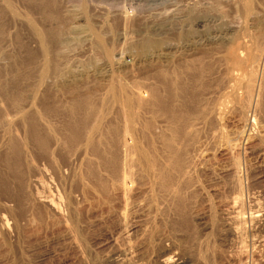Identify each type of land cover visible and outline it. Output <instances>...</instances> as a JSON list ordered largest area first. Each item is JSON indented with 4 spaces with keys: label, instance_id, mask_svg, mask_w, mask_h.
<instances>
[{
    "label": "rangeland",
    "instance_id": "374dc122",
    "mask_svg": "<svg viewBox=\"0 0 264 264\" xmlns=\"http://www.w3.org/2000/svg\"><path fill=\"white\" fill-rule=\"evenodd\" d=\"M263 25L264 0H0V128L35 92L33 110L5 135L27 143L20 161L0 146V264H116L127 248L124 230L141 264H156L162 253L205 254L207 238L216 240L208 241L214 253L207 252V264H264V77L246 117L232 108L219 121L212 115L226 92L218 52L244 26L257 46ZM169 81L181 88L174 99ZM131 89L143 103L121 106L107 94L129 96ZM32 127L57 147L30 143ZM93 127L94 150L81 158L78 145ZM122 132L155 166L173 168L170 175L187 169L173 202L155 192L142 168L125 187L117 184ZM235 183L245 218L253 208L262 213L254 237H243L239 263L238 244L218 229V240L202 230L235 201ZM41 195L58 210L45 207Z\"/></svg>",
    "mask_w": 264,
    "mask_h": 264
},
{
    "label": "bare ground",
    "instance_id": "6f19581e",
    "mask_svg": "<svg viewBox=\"0 0 264 264\" xmlns=\"http://www.w3.org/2000/svg\"><path fill=\"white\" fill-rule=\"evenodd\" d=\"M241 27V26H240ZM239 27V28H240ZM264 29V25H263V28ZM237 31H239L237 29ZM248 29L244 26L242 29H240V33H238L239 35L237 36V34H235L236 36L234 37V39H230L229 42H224V44L226 45L225 48L223 47L224 51L220 54V52H218L219 56L216 54L217 52L215 51L214 53L217 55V59L219 58L221 64L223 66L222 70L224 69V76H223V79H222V84L223 86H225V95L223 97V100H222V103L220 104H216L213 112H212V115L213 117L215 118L216 121H219L221 119V115H222V110L225 109V108H232V109H236L237 111H239L243 116L245 115V117L247 116V114L250 112V110L252 108H254L258 103V97H259V87H260V82L262 81L264 75H263V72L261 69H263L264 67V31L262 33L261 36H259L258 38H256V41H258V45L255 46L253 44V47H252V39L253 37L250 36L248 34ZM229 40V39H228ZM221 42V43H223ZM251 43V44H250ZM220 44V42H219ZM223 44V45H224ZM221 44V46H223ZM219 47V45H218ZM220 49V47H219ZM222 49V48H221ZM222 49V50H223ZM221 50V51H222ZM214 55V54H213ZM212 56V55H211ZM214 58L216 56H213ZM216 59V58H215ZM109 63V62H108ZM107 63V64H108ZM116 63V62H115ZM111 64V63H110ZM109 65V64H108ZM259 71H261V74H259ZM177 83L174 82L172 83L171 81H169V85L165 86L166 89H167V95L170 96L171 98L174 99V97L176 98L177 93L178 91H181V88L179 87V85L177 86L176 85ZM262 87V86H261ZM136 89V88H135ZM132 90V89H131ZM35 91V90H34ZM126 92V91H125ZM124 92V93H125ZM130 92V91H129ZM128 92V93H129ZM35 92H32V96L29 97V100H27V102L23 105V107H16L14 106L15 108H13L12 110H10V113H8L5 117H2L4 118L2 121L5 122L4 124H7V125H4L3 127L0 128V138H2V141L0 142V146L2 145H5V148H6V152H9L10 153V156H13L14 157V160L15 162H18L20 161L21 159V156H22V152H24L26 150V148L24 147L26 144L23 143V142H19V139H17V136L15 137V139L11 140L10 136V140L12 141H9V138L5 137V135H7L6 131H7V126L12 124V122H22L23 119L25 118V114L27 116L28 112H30L31 110H33V98L35 97ZM107 94L112 98V99H115L117 96L119 97L118 99H116V102H118L121 106H127L129 105L131 102H134L137 106L140 105L141 103H143V97L141 96L140 92L139 91H133L131 92V94L129 96H126L124 95L123 97H121L120 95L123 94L122 92L119 93V95H116L112 93L111 90H108ZM256 108V107H255ZM1 110H2V107H1ZM74 110V109H73ZM254 110V109H253ZM244 117V118H245ZM246 119V118H245ZM243 119V120H245ZM18 124V123H16ZM21 124V123H19ZM24 124V122L22 123ZM31 126V125H30ZM34 126V125H33ZM94 126V125H93ZM95 127V126H94ZM92 128L89 132V133H85L80 142V149L78 147V149L80 150L79 152L81 153L79 157L82 158V156H85L83 153L85 151H87L86 149H88V147H90L92 150L90 151H93L94 150V146H93V136L94 135V131L96 130V128ZM33 128V127H32ZM30 129V128H29ZM26 131V130H25ZM29 131V130H28ZM27 131V132H28ZM93 132V133H92ZM121 133V132H120ZM123 133V132H122ZM10 133L8 132V135ZM28 134V133H27ZM42 134L38 133V131L36 130V128H33L31 130V133L28 134L27 138H28V141L30 143H35L37 144V147H43L45 149H49L48 147H50V149L54 150L56 144H57V140L55 141V139H51V140H48L49 142H46V140L43 139V137L41 136ZM96 135V134H95ZM121 135V136H120ZM50 136V135H49ZM54 136V135H53ZM119 136L121 137V139H119V143L117 144V146H119L120 150H118V152H120V156L118 157L119 158V169L117 170L118 171V176L116 177V181H117V184H119L120 186L122 187H125L127 183H131V179H133L132 176H134V169L137 168V169H144V175L148 178L151 179V184L152 186L154 187H157V189L155 190L158 191L159 189L162 190V192L166 195L164 196L166 199L167 197L168 198H171L170 200L172 201L173 197H175L177 194H179V183L181 182V179L185 177V172L186 170H182L181 172H178L177 174H174L173 176L170 175L171 174V168L168 164L167 165H161V166H155L154 164V159L152 161V157H148L147 153L140 147V146H137V144H133L132 146H127L126 145V141H125V135L123 133L122 134H119ZM118 136V137H119ZM14 137V136H13ZM7 138V139H6ZM56 138V137H55ZM171 138H174V137H170ZM47 139H50V138H47ZM169 139V138H167ZM169 139V140H170ZM53 140V141H52ZM32 141V142H31ZM74 141V140H73ZM171 141H173L171 139ZM171 141H168L166 140V143H165V146L169 149L170 146H171ZM175 142V141H174ZM76 143V142H75ZM25 144V145H23ZM31 144V145H32ZM174 144V143H173ZM34 145V144H33ZM58 145V144H57ZM76 145V144H75ZM28 146V145H27ZM26 146V147H27ZM47 146V147H46ZM175 146V145H174ZM29 147V146H28ZM27 147V148H28ZM57 147V146H56ZM173 147V146H172ZM42 149V148H41ZM49 149V151H50ZM77 149V150H78ZM106 149V148H105ZM104 149V150H105ZM110 150V148H108ZM174 149V148H172ZM32 150V149H31ZM51 150V152H52ZM107 150V149H106ZM105 150V151H106ZM4 151V150H2ZM89 151V149H88ZM46 152V151H45ZM78 152V151H77ZM103 152V151H102ZM8 153V154H9ZM25 153V152H24ZM49 153V152H48ZM54 153V152H53ZM88 153V152H87ZM91 153V152H90ZM93 153V152H92ZM47 155V154H46ZM87 155V154H86ZM173 155V154H172ZM171 155V156H172ZM24 156V154H23ZM49 156V157H48ZM52 156L51 154H48L47 155V158H52L50 157ZM78 156V155H77ZM85 158V157H83ZM167 158V157H166ZM172 158V157H171ZM89 159V158H88ZM80 160V159H79ZM82 160V159H81ZM90 160V159H89ZM27 161V160H26ZM73 161V160H72ZM117 161V162H118ZM74 162H75V158H74ZM80 162V161H79ZM236 162V161H235ZM10 164V161L8 162ZM49 163V162H48ZM78 163V162H77ZM81 163V162H80ZM162 163V162H161ZM164 163V161H163ZM168 163V162H167ZM240 163V162H238ZM80 165V164H78ZM140 165H142V167H140ZM240 165V164H239ZM37 166V165H36ZM139 166V167H138ZM173 166V165H172ZM176 168V167H175ZM39 169V168H38ZM183 169V168H182ZM174 170V169H173ZM58 171V170H57ZM60 171V170H59ZM175 171V170H174ZM39 174L41 173V169L38 170ZM44 172V171H43ZM176 172V171H175ZM174 173V172H172ZM42 174V173H41ZM189 174V173H188ZM60 175V174H59ZM72 175V174H71ZM113 175V174H112ZM170 175V176H169ZM61 177V176H60ZM240 177V176H239ZM48 179V178H47ZM62 179V178H61ZM71 179V178H70ZM36 181V180H35ZM64 181V180H63ZM236 181V180H234ZM233 181V182H234ZM39 182V181H38ZM36 181V185L38 183ZM232 182V184H233ZM34 183V182H33ZM70 183V182H69ZM133 183V182H132ZM39 184V183H38ZM34 185V184H33ZM41 185V184H40ZM44 185V184H43ZM41 185V186H43ZM48 185V184H47ZM39 185H37L38 187ZM41 186H40V189H41ZM246 186V185H245ZM44 187V186H43ZM121 187V188H122ZM151 187V186H150ZM153 188V187H152ZM44 189V188H43ZM234 189H235V192H236V199H234L229 207H227V210L226 212L223 213V217L221 218L220 217V222L217 223L216 225V221L214 220H210V222L206 225H204V227L202 228V230H204L206 232H213L218 229L217 231H219V236H221V231L223 232L222 234L230 239L229 242H232V243H235L234 244V247L238 244V246H236L237 248H234L236 249L233 253V258L235 259V261L237 263H239L238 261H240L241 259H245V254L247 252L246 250V245H244L245 242H243V237L244 239H246L248 236L247 235H250L252 236L255 231V228H257L258 226L257 225H260V221L262 220L261 218V214L259 213L258 214V210H254V208L252 209L253 212L249 219L245 218L244 216V206H243V203H242V200H241V187L239 186L238 183H235V186H234ZM246 189V188H245ZM42 190V189H41ZM127 190V189H126ZM129 190V189H128ZM35 191V189H34ZM123 191V190H122ZM125 191V190H124ZM151 191L153 192V189H151ZM43 192V191H42ZM127 192V191H126ZM46 193V192H45ZM56 193V192H55ZM36 194V193H35ZM34 194V195H35ZM42 194V193H41ZM123 194V192H122ZM125 194V193H124ZM163 194V195H164ZM246 194V193H245ZM43 195V194H42ZM41 195V198L40 200L45 203V207H49L50 210L51 208L54 210L53 212H55L56 210H58L56 207V205H54L55 203L52 202V200L50 198H48L49 196L48 195H45V197H42ZM127 195V194H126ZM154 195V194H153ZM156 195V194H155ZM233 195V194H232ZM48 196V197H47ZM123 196V195H122ZM178 196V195H177ZM176 196V197H177ZM38 198V197H37ZM69 198V197H68ZM156 197L154 196V199ZM164 198V200L166 201V199ZM243 198V197H242ZM252 198V197H251ZM35 199V198H34ZM153 199V200H154ZM175 199V198H174ZM173 199V201H174ZM254 199V198H253ZM61 200V199H59ZM168 200V199H167ZM169 200V201H170ZM255 200V199H254ZM172 201V202H173ZM57 202V201H56ZM167 202V201H166ZM54 203V204H53ZM59 203V202H58ZM66 203V201H65ZM162 203V202H161ZM171 203V202H170ZM175 203V202H174ZM69 204V203H68ZM173 204V203H172ZM255 208H259L258 206L256 207V205L258 204H255ZM47 205V206H46ZM154 205V204H153ZM164 205V203H163ZM247 205V204H246ZM58 206H60V204H58ZM158 206V205H157ZM162 206V205H161ZM248 206V205H247ZM63 207V206H62ZM67 207V206H65ZM69 207V206H68ZM67 207V208H68ZM171 207V206H170ZM169 207V208H170ZM71 208V207H69ZM157 208V207H156ZM154 209V208H153ZM159 209V207H158ZM157 209V210H158ZM247 209V208H246ZM48 210V209H47ZM49 210V211H50ZM63 210V209H62ZM66 210V209H65ZM156 210V211H157ZM261 210V209H259ZM52 211V210H51ZM159 211V210H158ZM61 212V211H60ZM59 212V213H60ZM174 212V211H173ZM249 212V211H248ZM260 212V211H259ZM157 213V212H156ZM213 211L211 212L210 211V217H213L214 215L212 214ZM257 213V214H256ZM53 214V213H52ZM158 214V213H157ZM156 214V215H157ZM163 214V213H162ZM222 214V213H221ZM166 215V214H165ZM248 215V214H247ZM123 216V215H122ZM172 216V215H171ZM194 216V215H193ZM222 216V215H221ZM264 216V215H262ZM157 217L159 218V215H157ZM156 217V218H157ZM195 220H201V217L199 215H195V217H193ZM215 218V216L213 217ZM217 218V217H216ZM219 218V217H218ZM150 219V218H149ZM176 219V218H175ZM184 219V218H183ZM156 220V219H155ZM154 220V221H155ZM160 220V219H159ZM163 220V218H162ZM167 220V219H166ZM215 220H218V219H215ZM71 221V220H69ZM158 221V220H157ZM161 221V220H160ZM176 221V220H175ZM183 221V220H182ZM194 221V220H193ZM215 223H214V222ZM156 222V221H155ZM159 222V221H158ZM162 222V221H161ZM160 222V223H161ZM198 222V221H197ZM4 223V222H3ZM3 223H1V225H3ZM150 223V222H149ZM157 223V222H156ZM175 223V222H174ZM153 225V223H151ZM170 224V223H169ZM5 225V224H4ZM3 225V226H4ZM176 225V224H175ZM178 225V224H177ZM127 226V225H126ZM160 226V225H159ZM257 226V227H256ZM6 227V226H5ZM120 227V226H119ZM156 228V226H154ZM177 227V226H176ZM180 227V226H179ZM153 228V227H152ZM159 228V227H158ZM145 229V228H144ZM150 230V228H148ZM174 229V228H173ZM176 229V228H175ZM220 229V230H219ZM147 230V228H146ZM180 230V229H179ZM214 230V231H213ZM156 230H154L155 232ZM208 232V234H209ZM216 232V231H215ZM146 231L142 234H145ZM151 233V231H150ZM171 233V232H170ZM173 233V232H172ZM148 234V232H147ZM152 234V233H151ZM150 234V235H151ZM155 234V233H154ZM207 234V233H206ZM209 234V236H210ZM215 234V233H214ZM213 234V235H214ZM252 234V235H251ZM146 235V234H145ZM145 235H143L142 237L144 238ZM149 235V234H148ZM168 235V234H167ZM212 235V236H213ZM216 235V234H215ZM121 236V235H120ZM140 236V235H139ZM163 236V235H162ZM205 237V235H203ZM217 236V235H216ZM215 236V237H216ZM247 236V237H245ZM128 232H125L124 230V233H123V241L125 244H127V248L125 249H121L122 250V258L121 260L119 259L116 264H141L140 262H142V260H140L141 258L137 257L135 254H133L134 252H136V250L133 252L132 250V246L130 244L129 246V242H127L128 240ZM147 237V236H146ZM172 237V236H171ZM174 237V236H173ZM203 237V238H204ZM206 237H208L206 235ZM205 237V238H206ZM254 237V235L252 236ZM149 239V236L147 237ZM161 238V237H160ZM202 238V239H203ZM214 238V237H213ZM222 238V237H221ZM260 238V237H259ZM146 239V238H144ZM181 239V238H180ZM196 239V238H195ZM253 239V238H252ZM150 240V239H149ZM159 240V239H158ZM163 240V239H162ZM176 240V239H175ZM204 240V239H203ZM212 239L210 238L208 240L207 238V241H206V245H205V248H206V251L208 252V255H212L213 254H210V252H213L214 253V248L212 249L213 246H211L208 241L210 242ZM214 240V239H213ZM212 240V241H213ZM217 240H218V236H217ZM247 240V239H246ZM255 240V239H253ZM252 240V241H253ZM146 241V240H144ZM154 241V240H153ZM170 241V240H169ZM216 241V240H214ZM213 241V243H214ZM220 241V240H219ZM245 241V240H244ZM257 241V240H256ZM174 242V241H172ZM194 242V241H193ZM197 242V241H196ZM199 242V241H198ZM197 242V243H198ZM202 242L204 243V241H201V243H198V244H202ZM262 242V241H261ZM142 243V242H141ZM163 243V242H162ZM211 243V242H210ZM252 246H253V243L252 242H249ZM124 244V245H125ZM149 244V242H148ZM208 244L211 246L208 247ZM215 244V243H214ZM213 244V245H214ZM262 244H264V241L262 242ZM123 245V247H124ZM153 245V244H152ZM204 245V244H203ZM144 246V245H143ZM202 246V245H201ZM200 246V247H201ZM229 246V245H228ZM246 246V247H245ZM264 246V245H263ZM126 247V245H125ZM152 247V246H151ZM159 247V246H158ZM199 247V246H198ZM215 247V246H214ZM147 248V247H146ZM172 248V247H171ZM202 248V247H201ZM201 248L199 250H201ZM231 248V247H229ZM255 248V247H254ZM261 248V247H260ZM164 249V248H163ZM223 249V248H222ZM232 249V248H231ZM172 250V249H171ZM216 250V249H215ZM246 250V251H245ZM119 251V250H118ZM138 251V250H137ZM166 251V250H165ZM195 251V249L193 250ZM226 251V250H225ZM224 251V252H225ZM231 251V250H230ZM249 251V250H248ZM170 252V250H169ZM168 252V253H169ZM197 252V251H196ZM199 252V251H198ZM201 252V251H200ZM203 252V251H202ZM205 252V251H204ZM207 252L203 255L201 254H196L195 253V257H189L191 259H171L170 257H162V256H165L163 255L164 253H162V256L160 257V259H158L157 263L156 264H207ZM219 252V251H218ZM120 253V252H119ZM120 253V254H121ZM250 253V252H249ZM256 253V252H255ZM167 254V253H166ZM194 254V253H193ZM159 255V254H158ZM206 257H205V256ZM142 256V255H141ZM140 256V257H141ZM170 256V255H168ZM211 256V257H212ZM210 257H208L209 259ZM228 258V257H227ZM209 261V260H208ZM242 261V260H241ZM147 263V262H146ZM143 264V263H142ZM145 264V263H144ZM210 264V263H209ZM241 264V263H240ZM252 264V263H251Z\"/></svg>",
    "mask_w": 264,
    "mask_h": 264
}]
</instances>
